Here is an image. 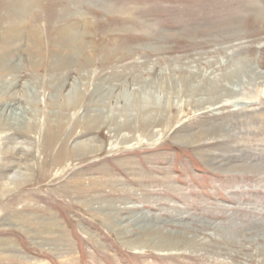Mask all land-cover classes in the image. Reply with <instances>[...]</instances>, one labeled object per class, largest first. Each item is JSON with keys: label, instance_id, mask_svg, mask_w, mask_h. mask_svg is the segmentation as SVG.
<instances>
[{"label": "rangeland", "instance_id": "1", "mask_svg": "<svg viewBox=\"0 0 264 264\" xmlns=\"http://www.w3.org/2000/svg\"><path fill=\"white\" fill-rule=\"evenodd\" d=\"M0 264H264V0H0Z\"/></svg>", "mask_w": 264, "mask_h": 264}, {"label": "bare ground", "instance_id": "2", "mask_svg": "<svg viewBox=\"0 0 264 264\" xmlns=\"http://www.w3.org/2000/svg\"><path fill=\"white\" fill-rule=\"evenodd\" d=\"M22 5H23V4H22ZM23 6H24V5H23ZM18 120H19V119H18ZM21 121H22V120H21ZM21 121H20V122H21ZM93 148H94V147H93ZM11 182L13 183V180H12ZM155 243H156V242H155ZM155 243H154V244H155ZM155 245H156V244H155ZM159 245H160V244H159ZM162 246H163V245H162ZM164 249H165V248H164Z\"/></svg>", "mask_w": 264, "mask_h": 264}]
</instances>
